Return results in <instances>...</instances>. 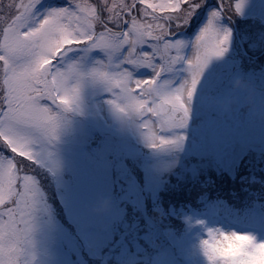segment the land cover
<instances>
[{
  "label": "snow or ice",
  "instance_id": "snow-or-ice-1",
  "mask_svg": "<svg viewBox=\"0 0 264 264\" xmlns=\"http://www.w3.org/2000/svg\"><path fill=\"white\" fill-rule=\"evenodd\" d=\"M206 3L190 0L177 14L161 17L158 9L176 12L180 0L147 3L151 13L138 0H58L44 7V0H0V264H30L34 214L43 200L37 176L45 166L56 167L51 153L32 145L57 138L61 113L79 107L86 78L103 86L114 112L139 120L154 149L182 145L194 100L212 110L210 97L228 94L222 74L209 66L228 51L231 32L217 20L231 5L220 0L194 40L180 38ZM243 3L237 0L234 14ZM173 21L179 22L175 29ZM94 50L104 59L87 72L66 64L70 54ZM207 237L200 245L207 264H264V242L250 232L209 229Z\"/></svg>",
  "mask_w": 264,
  "mask_h": 264
},
{
  "label": "rangeland",
  "instance_id": "rangeland-1",
  "mask_svg": "<svg viewBox=\"0 0 264 264\" xmlns=\"http://www.w3.org/2000/svg\"><path fill=\"white\" fill-rule=\"evenodd\" d=\"M57 2L44 0L42 7ZM81 2L91 4L90 0ZM161 2L168 0H147L153 4ZM189 2L180 0L181 7L176 12L158 9L155 14L175 15ZM219 2L207 0L204 9L197 14L196 23L180 38L194 40ZM223 2L231 5V9L217 20V25L221 30L228 29L231 39L228 51L222 58H213L209 71L222 74V87L229 88L230 81L239 76L264 90V74L257 71L260 60L242 56L233 34L234 30L238 32L246 53L259 55V59L264 60V0H244L237 14H234L237 0ZM147 3L139 4L146 8ZM139 19L151 22V16L141 15ZM177 23L172 22L173 29ZM185 51L191 52V44ZM103 59L104 54L99 50L81 51L70 54L66 64L77 63L87 72ZM110 98L102 85L86 78L79 107L61 113L57 138L52 143L32 145L36 152L51 153L56 167L53 170L45 166L37 176L43 200L34 214L30 264H180L177 259L183 258L182 264H207L200 245L208 238L209 229L247 231L255 235L258 242H264V230H261L264 222L257 225V230H252L226 219L224 222V218L200 216H189V223L193 224L189 235L183 234L179 236L183 240L177 241L179 237L167 236L166 232L167 228L176 227L177 220H171V216H177L172 210L168 212L161 207L156 212L154 200L158 190H152L162 187V194L178 192L199 173L205 174L223 165L228 157L236 159L245 151V164L260 159L264 156V142L261 146L258 142L264 141V125L251 121L242 108L230 115H221L216 110H202L194 100L189 122L182 130L185 137L182 149H154L144 140L139 120L114 112L107 103ZM173 134L163 133L165 136ZM141 148L149 152L144 154ZM5 155L10 153L5 152ZM17 159L26 160L18 155ZM175 169L177 178L170 175ZM144 173L147 174L144 176ZM154 180L161 181V185ZM147 195L151 201L144 209L140 198L149 199ZM101 198L110 201V208L107 213L97 215L91 209ZM78 241L84 243V249L77 245ZM192 245L195 247L191 248ZM84 252L87 256H83ZM192 255L196 258L193 261L190 260Z\"/></svg>",
  "mask_w": 264,
  "mask_h": 264
},
{
  "label": "trees",
  "instance_id": "trees-1",
  "mask_svg": "<svg viewBox=\"0 0 264 264\" xmlns=\"http://www.w3.org/2000/svg\"><path fill=\"white\" fill-rule=\"evenodd\" d=\"M254 139L257 140V138ZM263 142H258V146H261ZM253 145L256 146V144ZM180 147L182 149V146ZM244 154L236 159L228 157L229 159L222 162L223 165L212 168L205 174L199 173L178 192L162 194V187L152 189L158 190L154 200L156 212H159L158 208L161 207L168 212L172 210L177 216V218L171 216V220H177V222L175 228L166 229L167 236L179 237L184 234L187 237L189 227L193 226L192 222L189 223L191 218L189 216L216 220L224 218L223 221L226 219L247 227H257L264 222V156L245 164L243 159L246 158V154ZM176 172L175 169L170 175L177 178ZM146 174L144 173V176ZM153 182L161 185V181ZM152 194L155 193L152 192ZM147 196L149 199L140 198L144 209L148 208L151 201L150 196ZM186 218H188L187 221ZM115 238L113 237L114 240ZM176 240H183V238L179 237ZM77 245L84 249L82 241H78ZM192 247L195 246L192 245ZM174 248L178 249L176 245ZM83 256H87L86 252ZM195 259L193 255L190 258L191 261ZM177 260L182 264L184 258Z\"/></svg>",
  "mask_w": 264,
  "mask_h": 264
},
{
  "label": "clouds",
  "instance_id": "clouds-1",
  "mask_svg": "<svg viewBox=\"0 0 264 264\" xmlns=\"http://www.w3.org/2000/svg\"><path fill=\"white\" fill-rule=\"evenodd\" d=\"M228 94L217 99L210 97L212 110L221 115H230L238 109L246 110L251 121L264 125V90L258 89L254 84L242 77H234L230 81ZM110 201L101 198L91 211L97 215L109 211Z\"/></svg>",
  "mask_w": 264,
  "mask_h": 264
},
{
  "label": "flooded vegetation",
  "instance_id": "flooded-vegetation-1",
  "mask_svg": "<svg viewBox=\"0 0 264 264\" xmlns=\"http://www.w3.org/2000/svg\"><path fill=\"white\" fill-rule=\"evenodd\" d=\"M91 4H93V5H95L96 3H94L92 0H91ZM139 5V4H138ZM142 7H144V6H142ZM148 9V12L150 11V9L149 8H147ZM156 15V14H155ZM158 16H160V15H158ZM187 29H189V27L187 28ZM187 29H186V31L185 32H187ZM183 31L182 30H180V33H182ZM180 33H178V34H180ZM183 34V33H182ZM185 34V33H184ZM247 52V51H246ZM246 58H248V59H251L252 61H256V60H260V63L262 64H260V63H258V66H260V70L262 69V71H264V60H261V59H259V55H250L249 53H246V56H245ZM93 143L94 142H96L95 140L94 141H92ZM91 142V143H92ZM90 143V144H91ZM92 143V144H93ZM91 144V145H92Z\"/></svg>",
  "mask_w": 264,
  "mask_h": 264
},
{
  "label": "water",
  "instance_id": "water-1",
  "mask_svg": "<svg viewBox=\"0 0 264 264\" xmlns=\"http://www.w3.org/2000/svg\"><path fill=\"white\" fill-rule=\"evenodd\" d=\"M235 36H236V40H237V43H238V45H239L240 50L245 54L244 48H243V46H242V44H241V42H240V40H239L238 35H237L236 32H235ZM141 151H142V153H144V154H147V153H148V150H146V149H144V148H142Z\"/></svg>",
  "mask_w": 264,
  "mask_h": 264
}]
</instances>
